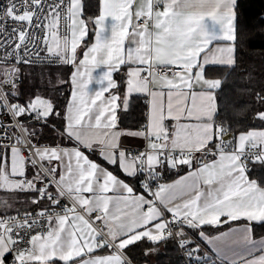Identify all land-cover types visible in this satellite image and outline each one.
Listing matches in <instances>:
<instances>
[{
  "label": "snow or ice",
  "instance_id": "obj_1",
  "mask_svg": "<svg viewBox=\"0 0 264 264\" xmlns=\"http://www.w3.org/2000/svg\"><path fill=\"white\" fill-rule=\"evenodd\" d=\"M85 7L83 0H5L0 4V86L7 89L0 98L4 115H27L44 124L59 118L54 102L39 94L26 105L9 103L7 97L19 95L20 65L51 63L55 57L75 66L62 133L75 147L29 144L22 148L18 145L23 141L7 131L15 124L0 122V193H33L30 203L37 206L48 201L35 214L15 209L13 216L8 198L0 196V264H56L57 260L130 264L123 255L129 246L173 237L188 264H216L221 258L228 264H264V238L255 240L252 229V222L264 223V180L258 182L247 174L249 164L264 167V130L230 138L229 127L216 123L215 92L222 81L205 76L209 53L212 63L235 67L237 0H97L93 17H85ZM89 23L95 25V42L78 59L77 49L88 35ZM214 41L226 43L213 49ZM41 51L49 55L41 57ZM101 65L106 70L94 77L93 69ZM122 66L127 75L123 94L113 79ZM174 66L183 71L172 72V79L167 75L157 79V68ZM93 80L100 87L90 91ZM157 84L160 90L153 89ZM194 84L201 85V90L194 91ZM133 94L150 97L146 123L134 131L118 130V111L129 110ZM257 98L264 103V96ZM255 119L264 121V111ZM166 120L176 123L170 129ZM34 135L29 131V136ZM121 136L142 137L145 150L132 153L121 148ZM96 147L124 174L145 175L140 182L144 192L134 194L129 184L81 151ZM197 153L213 159L197 160ZM196 164L199 167L194 168ZM165 165L188 166L190 171L172 183H158L153 190L152 183L161 177L159 169ZM28 167L36 169L32 179L27 178ZM39 183L45 186L36 187ZM110 191L120 194L106 195ZM68 197L75 202L62 205ZM78 206L89 217L95 214L94 219L77 211ZM241 218L249 222L239 230L242 236L224 248L216 242L226 241L238 229L214 237L202 229ZM185 229L211 246L216 259L209 253L200 255V245ZM104 249L109 254H95Z\"/></svg>",
  "mask_w": 264,
  "mask_h": 264
},
{
  "label": "trees",
  "instance_id": "obj_2",
  "mask_svg": "<svg viewBox=\"0 0 264 264\" xmlns=\"http://www.w3.org/2000/svg\"><path fill=\"white\" fill-rule=\"evenodd\" d=\"M83 2L86 5L84 14L87 17L95 16L97 14V0H83ZM235 11L237 14L238 36L235 67H222L218 74L222 86L219 90H216L219 108L216 120L227 123L230 133L234 136L248 130L264 128V121L255 119L258 112L264 111V103H261L257 98L258 95L264 96V0H237ZM90 25V36L84 42V45L91 42L95 34V25ZM73 69V64L64 63L20 65L22 81L16 86L19 95L18 97L11 96V101L26 105L30 99H34L39 94L46 99H51L56 106V111L61 114L59 118H50L47 124H29L28 134L29 131L35 133L34 136H29L34 143H48L50 145L70 143L67 136L62 135V133L65 125L64 110L66 102L71 96L70 77ZM122 73L118 71L116 74L118 84L121 85L120 91L123 89L126 80ZM146 100L147 98L142 95H132L129 110L127 112L118 111V126L121 128H141L146 123ZM110 167L123 178L133 182L137 189L144 191L140 182L145 179V175L140 174L132 177L122 173L117 166ZM188 169V166L170 168L165 165L159 169L162 175L158 181L166 183ZM250 174L257 177L259 181L264 180V167L259 164H252ZM49 190L53 191L54 189L50 188ZM33 195V193L28 192L0 193V196L8 198L9 203L16 200V204H11L13 210L9 214H15V209L23 212L41 210L48 206L47 200L39 206L31 204L30 201ZM14 205L17 208H14ZM252 227L255 236L264 235V223L253 222ZM205 228L210 232H214L219 230L220 227H202V229ZM185 231L188 232L189 237L194 240L195 244L200 245L202 254L209 253L213 259H216L206 244L201 242L198 235L188 229H185ZM158 245L163 247L154 255L153 259H150V254H144L145 250ZM125 252L135 263L149 261L151 264H183L182 256L173 238L157 243L145 239L129 246ZM216 264L221 263L217 260Z\"/></svg>",
  "mask_w": 264,
  "mask_h": 264
},
{
  "label": "crops",
  "instance_id": "obj_3",
  "mask_svg": "<svg viewBox=\"0 0 264 264\" xmlns=\"http://www.w3.org/2000/svg\"><path fill=\"white\" fill-rule=\"evenodd\" d=\"M210 22L211 21L209 20V23ZM94 42H95V34H94L93 39H92V41L90 43L92 44ZM225 43L226 42H223V41H220V42H215L214 41L213 44L210 45V47L214 49L218 44L220 46H224ZM86 50H87V48H86V46H84L83 49L80 51V53L78 55V59L83 58V53ZM234 56H235V62H236V52L234 53ZM209 59H210V63L206 66V72H205L206 78H208V79H220L218 74L220 73V70L222 69V67H226V66H222V65H219L217 63H212L211 62V53H209ZM104 70H106V67L104 65H101L99 68H94L93 69V76L94 77L98 76ZM73 71H75V66H74ZM120 71L123 72L122 76H124L126 78V80H127L126 69H123V66H122V70H120ZM117 73H118V71L113 73V79L118 83L117 78H116V74ZM147 74L148 73L145 72L142 75H147ZM156 76H157V79H158L160 76H164V75H160V74L156 73ZM167 76L169 77V79H172V75H167ZM99 87L100 86L98 84H96L95 80H93V82L89 85V90L90 91H94V90L98 89ZM152 87H153L154 90H160L161 86L159 84H157V85H153ZM201 87L202 86L199 85V84H194L193 90L198 92V91L201 90ZM164 90L166 91V88ZM185 90L188 91L187 89H185ZM124 92H125V86L123 84V89L120 91V93L123 94ZM107 95H108V93H105V96H107ZM133 95H135V94H133ZM137 95H142L145 98H147L146 103H147V113H148L150 111V106L148 104V101L150 100V97L146 96L145 94H137ZM215 95H216V92H215ZM187 103H188V106L190 107L191 106V99L190 98H189ZM216 103H217V99H216ZM182 122H194V121H186V120H184ZM175 123L176 122L174 120H166V125L170 129H171V126L173 124H175ZM137 129H140V128H121L120 126H118V130H133L134 131V130H137ZM252 130H264V128L252 129ZM238 135L239 134H237L236 136H238ZM69 142L70 143L63 144V145H60V144L59 145H50L49 144L50 145L49 148L59 147V148L72 149L73 147H75L74 142H72L70 140H69ZM119 143H120L121 148L127 149L129 151L132 149V150L135 151V153L139 152V151H144L145 150V145H146V141L142 137L137 138V137H131V136H121L119 138ZM81 151H83L85 153V155H87L90 160H92L93 162L97 163L98 165H101L103 168L107 169L108 171L113 172V174L116 175L120 180H123L124 182L129 184V186H131L133 188L134 194L139 195V194L144 192L141 189H137V187L135 186V184L133 182L123 178L115 170H113L110 167V166H113V165L109 164L103 157H101L100 148L99 147H96L95 150L81 148ZM196 155H198L196 157L197 160L205 159V160L211 161L213 159V156H211V155H207V156H204V157H201V155L199 153H197ZM66 159L67 158H65V160ZM53 163L55 164L56 162L54 161ZM74 163H75V161L73 160V164ZM193 167L194 168L195 167H199V164H196ZM189 171H190V169L186 170L185 172H183L182 174H180L176 178H174V179H172V180H170V181H168L166 183L174 182L175 180L179 179L180 177L185 176ZM35 172H36V169H34L32 167L30 169V167H28L27 170H26L27 178L32 179L33 175L35 174ZM247 174H248L250 179H255V180H257L259 182V179L257 177L251 176L250 170L248 171ZM205 190H207V189L205 188ZM118 194H120L118 191H116V192L110 191L109 193H106V195H110V196H114V195H118ZM84 195L88 196L90 194L85 193ZM123 195H127V193H123ZM120 207H121V209H124V204L121 203ZM110 208L112 209V211H115V206H110ZM125 210L126 211H130V209H125ZM81 214H84V213L81 212ZM166 215H169V214L166 213ZM226 219H227L226 217H221L222 221L226 220ZM248 223L249 222L246 219L241 218L238 221H229L228 223H220L218 225H204L202 227H207V228L208 227H220L219 230L214 231V232H210L206 228L203 229V231L210 237L217 236V235H219L220 233H223V232H228L229 229H238V231L231 233L226 241H217L216 242L220 247L224 248L226 246V244H231L233 241H238L240 239V237L242 236L243 233H242V231H239V230L242 229ZM252 229H253V227H252ZM106 231H107V229H105V232ZM253 238L255 240L259 241V240H261V238H264V235L255 236L254 232H253ZM201 242H203V241L201 240ZM203 243L206 244L205 242H203ZM206 246L208 247L209 251L216 257V253L211 250V246H209L207 244H206ZM162 247H163L162 245L161 246L158 245V246H156L154 248H151V249H155V250L150 252V256H151L150 259H153L154 255H156L161 250ZM109 251L110 250H108V249L97 250L95 254L96 255H107V254H109ZM123 255H124L125 258H127V260L130 262V264H151L149 261H143V262L135 263L132 259H130V257L126 254L125 251H124ZM218 261L221 264H228V260L223 259V258L219 259ZM57 263L64 264V262L58 261V260L56 261V264Z\"/></svg>",
  "mask_w": 264,
  "mask_h": 264
},
{
  "label": "built area",
  "instance_id": "obj_4",
  "mask_svg": "<svg viewBox=\"0 0 264 264\" xmlns=\"http://www.w3.org/2000/svg\"><path fill=\"white\" fill-rule=\"evenodd\" d=\"M4 2H5V0H0V4H2ZM61 31H63V28H61ZM48 55L49 54L46 51H41V57H45V56H48ZM51 60L55 61V62H51L50 63V62L45 61V62L41 63V62L38 61V62H36V63H34L32 65H35V64H60L61 63L59 61H56L55 57H51ZM181 71H183L182 68L178 67V66H174L170 70L169 69H165V68H157L156 69V73H158L160 75H172V72H181ZM21 81H22V75L20 74L17 85L19 83H21ZM6 91H7L6 88H3L2 86H0V98L4 97V93ZM7 100H8L9 103H13L11 101V96L7 97ZM4 111H6V110H0V122L9 123V124H15V128H8L7 131L9 132V134L11 136L19 137L23 141L22 144L18 145L19 147L27 148L29 146V144H31L33 147H37V146L49 147L50 146L48 143H43V144L34 143L32 141V139L29 137L28 130L26 131L27 128L25 127V124H44L43 122H37L34 119L29 118V116H27V115H25V116H23L21 118H17V117L11 116V115H4L3 114ZM216 123L217 124H224L225 126L228 127L227 123H225V122H223L221 120H216ZM230 138L234 139L235 136L231 135ZM9 142L10 141H7V140L3 141V143H9ZM130 152L135 153V151L132 150V149L130 150ZM248 168H249V170H251L252 164H249ZM53 183H55V181H53ZM158 183H162V182L157 180V181H154L152 183L153 190H155V188H156ZM44 186L45 185L43 183H39V184L36 185V187H38V188H43ZM74 202L75 201H74V199L72 197H68V198H66V199L61 201L62 205H69V206L72 203H74ZM28 211H30L33 214H35L36 212H38L40 210H28ZM56 211H60V209H56ZM77 211L83 212V210L80 209L79 206L77 208ZM23 212H21V213H23ZM10 215L14 216V215H16V213L15 214H10ZM85 215L90 220L94 219V216H95V214H93L92 217L87 216V214H85ZM167 216H168L169 219H171L170 215H167ZM45 227H46V223H45ZM173 239L175 240V242L177 244V247L179 249V252H180V254L182 256L183 264H188L187 257L184 255V250L179 247V245H178V243L176 241V238L173 237ZM200 255H203V254L200 252ZM9 260H11V256H9Z\"/></svg>",
  "mask_w": 264,
  "mask_h": 264
},
{
  "label": "rangeland",
  "instance_id": "obj_5",
  "mask_svg": "<svg viewBox=\"0 0 264 264\" xmlns=\"http://www.w3.org/2000/svg\"><path fill=\"white\" fill-rule=\"evenodd\" d=\"M85 17H87L86 15H85ZM91 23H89V25H88V28H89V31H88V35L86 36V37H84V40L83 41H81L80 42V46L78 47V49H77V54L79 55V53H80V51L83 49V47L84 46H90L91 45V43L89 42L88 44H86V45H84V42L87 40V38L90 36V30H91V25H90ZM84 45V46H83ZM29 124H25V127L26 128H29ZM30 169H31V167H30ZM10 204H16V200H12V201H10ZM12 207H13V205H12ZM14 208H17V207H15V205H14Z\"/></svg>",
  "mask_w": 264,
  "mask_h": 264
},
{
  "label": "bare ground",
  "instance_id": "obj_6",
  "mask_svg": "<svg viewBox=\"0 0 264 264\" xmlns=\"http://www.w3.org/2000/svg\"><path fill=\"white\" fill-rule=\"evenodd\" d=\"M182 72V71H181Z\"/></svg>",
  "mask_w": 264,
  "mask_h": 264
},
{
  "label": "water",
  "instance_id": "obj_7",
  "mask_svg": "<svg viewBox=\"0 0 264 264\" xmlns=\"http://www.w3.org/2000/svg\"><path fill=\"white\" fill-rule=\"evenodd\" d=\"M232 135V134H231Z\"/></svg>",
  "mask_w": 264,
  "mask_h": 264
}]
</instances>
